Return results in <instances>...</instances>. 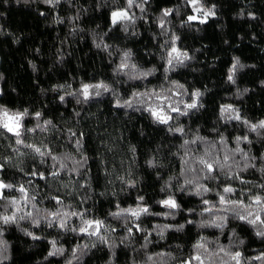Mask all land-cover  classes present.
Listing matches in <instances>:
<instances>
[{
    "label": "trees",
    "instance_id": "obj_1",
    "mask_svg": "<svg viewBox=\"0 0 264 264\" xmlns=\"http://www.w3.org/2000/svg\"><path fill=\"white\" fill-rule=\"evenodd\" d=\"M203 2L208 7L215 5L216 10V15L203 24L198 21H196L198 23L184 24L186 19H176V13L181 11V6L172 3L167 6L173 9V15L167 17L168 22L172 23V28L168 23L167 30L174 31L175 35L180 37L178 42L186 45L188 53V50L192 52L196 49L198 44L203 45L202 48L206 47L207 31H211L214 21L218 18L222 19L223 12H220L219 1L217 4L209 0H203ZM125 3L126 0H61L59 5L53 7L43 3L42 0H28L27 3L24 0H19V2L18 0H0V74L3 75V79L0 80V92L3 93L0 99L12 108H19L18 111L28 109L30 113L40 111L43 114L40 121L32 115L25 118L26 121L31 122L26 128H34L38 122L42 124L43 120L52 121V126H48L47 132L42 133L37 128L32 133L26 132L25 137L37 135L40 139L51 138L54 144H60L61 148L59 147L58 151L53 154L61 160L64 159L65 154L81 161L84 157L88 158L83 167L75 166L79 167V172L71 171L74 167L71 160H65L68 167L60 170L52 167L53 160L51 159L50 162L43 164L44 170L39 167V164L37 167L36 162H39V157L34 160L26 158L23 166L28 173L27 176L9 167H4L2 175L6 172L8 180H4L14 184L18 181L21 183L31 181L30 186L35 187L39 192L35 200L38 207L52 209L54 201L48 197L59 196L64 201L65 210L85 212L87 217L104 220L110 229H114V231L107 230L104 234L110 236L109 243L112 238L116 239L115 264H132L133 259H145L143 250L137 251V249L146 240L152 241L147 249L150 255L155 256L157 252H172L182 261H186L196 254L194 245L202 237H207L209 240L219 237L220 243L225 246L231 244V240L227 237L226 227L223 235L220 229L199 227L200 219L212 218L215 214L204 213L201 217L200 213L206 206L202 203L200 196L190 194L194 191V186L184 192L179 191L178 186L182 185L184 180V176L180 173L185 172L182 159L185 149L180 145L185 139L190 140L189 129H193L195 125L203 123L208 117L217 113L221 95L240 86L254 69L250 66H255V64L247 60L248 56L245 54L254 50L253 47L264 37V17L261 16V14L264 16V0L263 4L256 3L257 13L252 18L254 28L251 32L255 31V35L252 36L254 41H248V47L241 50L242 53L231 57L230 67L234 62V57H238L245 65L236 74V84L227 81V69L217 84L218 86L212 90H200L204 93L201 97L203 108L190 110L187 116L177 113L178 115H174L177 118L170 121L169 125L158 123L146 110L145 105L134 103L132 108L116 107L117 98L123 103L124 100H131L132 94L136 92L151 93L161 92L160 89L166 90L174 76L189 69L188 64L182 69L175 67L174 70L166 71L168 65L163 57L166 55L167 46L164 44V30L158 26V18L163 11H160V0H148L144 5L143 13L139 8L134 7L132 12L135 13L137 19L127 31L120 24L113 27L110 15L111 11L124 7ZM192 13V15L195 14ZM61 20L62 23L58 22ZM201 38H204L205 43L200 40ZM101 42L109 46L107 50L103 46L96 47V44ZM81 50H84V53L79 54ZM126 51L132 53L129 63L136 64L140 71L153 69L155 71L141 79H130L129 73L132 72L130 68L118 71V66ZM78 63L81 64L82 69L89 72L90 76H93L92 78L96 79L94 83L103 81L111 86L112 91L103 92L101 90L100 96L93 95L85 101L75 92V85L80 78L75 69ZM33 64L35 70L32 68ZM58 85H65V88L59 89ZM69 92L76 93V95H68ZM60 96H64L65 99L61 101ZM77 100L82 102L86 108L88 106L93 109L95 106L99 108L97 115L101 114V117L97 119L98 123L94 126L96 129L91 135L66 124L63 120L66 108ZM247 103L251 108H255V112L239 110L243 119L251 123L264 120V84H259ZM53 109V114L48 115L47 113ZM257 112L260 118L255 122L251 114ZM178 126H183L185 129L183 135L168 130L170 127ZM217 130L215 134L206 139L209 143H217V152L221 156L223 155L221 151L223 146L219 144L221 135L227 138L230 149L236 147L235 137L247 136L252 141L251 145L243 141L240 144L245 152H249L250 149V155L259 158L261 152L264 151V139H258L256 133L251 132L248 126L240 121L226 122L223 119ZM7 132L6 129L0 128V133H2L0 134V140H2L0 155H10L3 139L5 134H8ZM71 132L77 135L73 137ZM77 139L81 140L82 147L88 146L92 141L96 148L103 150V153L94 156L92 152L87 150L85 153L84 150V155H82L79 151L81 149L75 143ZM205 146V142L198 144L196 151L189 155L203 154ZM132 148H135V152L131 150ZM153 158L157 164L154 168L147 163ZM236 159L241 160L242 167L241 155L237 154ZM260 163L261 161L257 159L258 167ZM33 170L37 173L43 172L48 179L42 180L39 175L32 176ZM53 170H60V177L53 179L51 176ZM217 172L219 173V169ZM237 173L239 176L235 179L226 178L223 173H220L215 181H201L215 189L208 193L206 198L218 201L216 191H222V187L229 184L233 186L232 181L229 180L261 177L259 172L251 168ZM185 175L191 177V173L185 172ZM169 177L178 179L169 180ZM133 180L136 182L135 188L126 183V181ZM165 181H169L172 187L168 191L161 192L160 189L165 187ZM54 185H67L70 191L67 194L51 193L49 189L55 188ZM76 185H81L79 193H75L78 190L75 191L74 186ZM234 188L238 192V189ZM169 192L175 194L177 202L181 205L176 218L142 216L138 223L151 235L146 237L144 231H136L134 228L135 235L130 237V241L121 243L119 237L128 235V232L124 218L116 219L110 215L111 212L118 211L116 205L119 204L120 207L125 208L135 207L140 203L137 197L143 196V203L150 208L151 212L163 213L169 209L156 204L155 201L165 199ZM9 195L18 198L19 192L13 190ZM236 196L233 195V198L235 199ZM188 209L195 211L189 212ZM12 211L15 209L10 208L9 212ZM29 211L35 212L31 205H25L24 212ZM189 220L193 223H187ZM70 223L75 227L80 224V220L78 217H73ZM182 223L185 224L182 231H177L175 228L168 229L165 239L160 240L157 235L158 230H156L157 224L179 225ZM21 226L28 227L41 239L33 240L24 235L16 225H5L4 239L9 242L8 255L11 259L4 261V264H36L37 260L41 264H64L71 250L77 244L83 243H95L96 246L86 250L85 256L82 257V264H106L112 256V249L107 244L100 243L96 236L88 237L78 232L64 233L62 230L58 231V227H47V221H43L40 228L31 227L28 221H21ZM61 235L63 238L59 240V245L67 249L64 256L49 257L45 260L44 258L50 251L49 241ZM176 245H181V248H177ZM209 248H215V245H209ZM17 253L21 258L19 261L15 259ZM257 262L254 261L253 264H258ZM171 264H176V261H171Z\"/></svg>",
    "mask_w": 264,
    "mask_h": 264
},
{
    "label": "snow or ice",
    "instance_id": "obj_2",
    "mask_svg": "<svg viewBox=\"0 0 264 264\" xmlns=\"http://www.w3.org/2000/svg\"><path fill=\"white\" fill-rule=\"evenodd\" d=\"M61 0H46V4L51 5L53 7L59 5ZM148 2V0H126L125 6L121 8H117L113 11H111V23L113 27L120 24L123 26L124 30L127 31L128 27L130 25H134L136 22L137 17L135 16V13L132 12V9L139 8L140 12L143 13L145 11L144 5ZM187 5H189L192 9V11L195 13V15H188L187 19L184 21V24H191L192 22L198 21L199 23H207L208 19L211 17H214L216 15L215 12V5H212L211 7H208L204 4L203 0H186ZM173 15V9L166 8L162 11L161 16L158 18V26L164 30V35H167V24L169 23L167 20V17ZM78 19V17H76ZM58 22H63L58 21ZM180 40L179 36L173 35L170 37V41H165V44L170 43V47L166 51V55L163 57V59L166 60V63L168 65V68L166 71L174 70L176 66L184 65L186 61H189L193 59L192 56L189 55V53L182 48L177 46V42ZM107 50L109 47L107 44L97 43L96 47L100 48L102 47ZM132 53L131 51H126L123 54V59L121 60L120 65L118 66V71L125 70V69H132V72L129 73L130 79H141L145 78L149 75H151L155 69L151 71H140L137 68V65L134 63H129L131 60ZM245 67L244 64L241 63L240 59L238 57H234V62L232 63L231 67L228 69L227 74V81L236 84V74L238 70L243 69ZM254 67V65L250 66ZM264 84V81L261 82ZM173 88L166 89V93H173L175 95H183L184 92L187 90L185 89L183 84H180L179 82L173 81ZM59 89H64L65 85H58ZM101 90L103 92H111L112 88L109 84L101 81L99 83L95 84H88V83H82L81 88L78 90L79 95L83 97L85 101L92 98L93 95L100 96ZM180 90H183L180 91ZM249 91L248 89H244V92L246 93ZM239 92V90L237 91ZM3 93L0 92V95ZM115 95V93H113ZM68 95H76V93L69 92ZM204 95L203 92L200 90H195L194 92L190 93V102L185 103V108L188 110H194L202 108L204 105L201 102V97ZM155 98V100L159 101L163 99L166 103L167 110L165 108L164 104L160 103H153L149 105L146 110L155 118V120L164 125H169L170 121L173 119H176L177 117H173L169 114L170 112L178 113L180 115L187 116L189 113L188 111H182L180 107L177 106L178 103L176 101H172L169 103V101L172 100V97L170 95H165L161 92H136L132 94L131 100H124L123 103L120 102L119 98L116 100V107L117 108H132L134 103L145 105L148 104V101L152 98ZM65 99L64 96H60V100L63 101ZM182 102V101H181ZM30 115L34 116V118L37 121H40L42 119L43 114L40 111H36L35 113H30L28 109H24L22 111H15L12 112L7 107L0 105V128L6 129L8 132H11L15 137V142L17 144H20L22 146L25 145V140L21 139V137L24 136L26 132H34L36 131L38 125H36L34 128H26L24 125L25 118L29 117ZM220 117L223 118L226 122L227 121H240L243 124L247 125L249 130L251 132H257L258 130L262 133H264V120H261L257 123H251L250 121L243 119V117L240 114L239 109H237L232 104H223L220 106ZM42 125L45 129H48V126H52L51 120H43V123H39ZM169 131H174L175 133H179L183 135L185 133V129L181 127H170L168 129ZM2 134V133H0ZM77 134L75 132H71V136L75 137ZM82 135V134H81ZM239 140L240 144L241 142H247L251 143V141L248 139L247 136L242 137H235V143ZM197 142H205V148L203 150V154L201 155H195L190 156L189 153L192 152L190 145H195ZM77 146L79 148H82V143L80 139H77L75 141ZM219 144L223 146L221 151L223 152V155H219L218 152L215 154L214 160H209L207 157L212 155V149H217V143L216 142H207L205 137H202L200 135H196L194 139L188 140L185 139L183 143L181 144V148L185 149L184 151V157L183 163L185 165V169L187 173H193L195 176H187L185 175V172L180 173L181 176H184L183 184L179 185V191L184 192L191 188V186H194V191L190 192V194H194L196 196H200L202 198V203L206 206L200 214L204 215V213H209L210 215L215 214L212 216L211 220L205 227H214L217 229H223L226 227L229 217L227 215H224L223 213H232L234 217L240 221L246 222L248 225H250L256 232L257 236H261L264 238V231L261 230L259 226H264V194H255L253 193L250 198H246L248 202L245 200H240L238 198H233V195H237L236 189L231 186L230 184L227 186L222 187V191H216V196L218 197V201L210 200L207 197L208 193L213 192V188L209 187L205 183H201V181H215L218 179V176L220 173H223V175L228 178V169L231 168L230 161L232 160V156L228 153H235L237 154H244L245 150L237 146L234 149H230L228 147V140L223 135L220 136ZM225 145H227V148L225 149ZM28 148H30L35 154L42 157L41 163H46L45 157H51L53 161H56L54 169H66L68 165L64 162L65 160H71L74 167L71 169L73 172H79L78 166H84L85 161H87V157H84L83 161L75 159L74 157L66 154L64 156V159L61 160L60 157L53 154V150L48 147L47 145L45 147L37 146L36 144L27 145ZM133 152L135 151L134 148L131 149ZM195 157V159H193ZM150 166L155 167L153 161L147 162ZM197 165H199V169L197 168ZM5 165L3 162H0V171L4 169ZM254 167V166H253ZM217 169H219V173L217 172ZM60 170H53L51 172V176L53 179H56L60 177L61 171ZM264 171V170H262ZM32 176L39 175L40 179L47 180L48 177L43 173H31ZM202 176V178H201ZM232 176L234 178L239 176V173L234 172L232 173ZM175 179H178L175 177ZM242 183H246V181L241 180ZM29 183H32L29 181ZM130 187L135 188L136 182L133 181H126ZM90 187V185H88ZM172 185L168 182L165 184V187H163V191H168L169 188H171ZM261 190H264V183L259 185ZM15 190L21 194V196L13 197L9 200V203L14 205L13 207L15 211L10 212L9 215L6 216H0V225H15L18 219L17 213L20 212V210L25 205H29V200L31 198V193L29 188L25 187L23 184L20 185H9L2 176H0V202L4 201L5 199H8L10 197V193ZM101 195H104V193H101ZM51 201H54V207L52 209H45L47 212V226L48 227H58L62 231L67 232H78L81 235H86L88 237L96 236L98 237V240L100 243L107 244L108 247L111 249L112 245L109 243L108 236L105 235V231L111 230L114 231V229H110V226L106 225L104 220L101 219H89L87 218L85 212H79V211H70L65 210L66 206L64 205V201L59 196H51L49 197ZM137 199L140 201V203L136 204L135 207H120L119 204L116 205L118 211L111 212L110 215H112L116 219L124 218V221H126V231L128 232L129 236H134V228L136 231H144L146 237L150 236L151 233L145 231V229L142 228L141 224L138 223L141 220L142 216H148L151 215L150 208L148 206H145L143 201V196H138ZM159 205L169 209V211L164 212L165 217L174 216L177 212L181 210V205L177 202V199L175 197V194L172 192H169L168 196L165 199H161L159 202ZM35 207H38V205L35 203ZM189 212H194V209H188ZM27 215L29 217H32L34 213L32 211L27 212ZM73 217H78L80 220V224L78 226H72L70 221ZM19 218H23L22 216ZM39 223V221H37ZM187 223L191 224L193 221L189 220ZM158 232L157 235L160 238L165 237L166 230L175 228L177 231H180L184 228V225H158ZM26 235L31 237L33 240H40L41 237L35 235L33 232H27ZM206 237H202L201 240L194 245L195 249H204L205 251H211L209 246L205 244ZM50 244V251L47 254V258L49 257H55V256H64L66 250L59 245L57 240H51L49 241ZM92 247H95V243L91 245ZM10 245L6 240H0V264H4V261H6V256L8 253ZM87 245L81 249L80 244H77L75 248L71 250L72 254V260L70 264H79L80 258L83 254H86ZM224 254L227 255V251L224 248H220L219 252L216 253V255ZM240 252H236L235 255L232 257L235 261V264H242L241 260L239 259L241 257ZM149 259H153V257H149ZM256 261L264 260V250L260 252L255 257ZM193 261H196L197 264H205V257L202 256L198 251L195 255L191 256L188 260L184 261L183 264H193ZM208 264H212L211 257L208 259Z\"/></svg>",
    "mask_w": 264,
    "mask_h": 264
},
{
    "label": "rangeland",
    "instance_id": "obj_3",
    "mask_svg": "<svg viewBox=\"0 0 264 264\" xmlns=\"http://www.w3.org/2000/svg\"><path fill=\"white\" fill-rule=\"evenodd\" d=\"M182 1V2H181ZM210 2H217L219 1L220 6V12L222 13L221 18H218L216 21H214L213 26L211 28V31H207L205 35V39H207V46L202 48L203 45L198 44L197 48L194 49L192 52L189 51V55L193 57L192 60L186 61L184 65L176 66L177 69H182L185 67V65H188L189 69L185 71L182 74H178L174 76V78L171 80L169 88H173V81L179 82L180 84H183L187 92H184L183 95H175L173 93H166L165 90L160 89L161 93L165 95H170L172 97V100L169 101H176L180 102L177 104L178 107L181 108L182 111H190L185 108V103L190 102V93L194 92L195 90H212L219 83L221 77H223V73L229 69L231 64V57L235 54L242 53L241 50L248 47V41H254V38L252 37L255 35V31L251 32V29L254 28V21L252 18L256 15V3L257 4H263V0H209ZM172 4H179L182 8L181 11L179 10V15L176 13V19L185 20L187 19L186 16L192 15L193 11L190 8L189 5H187L186 1L183 2V0H174L173 2L171 0H160V7L161 10H164L167 8L168 5ZM221 7V8H220ZM218 9V7H216ZM159 11V12H160ZM216 12V10H215ZM184 13L186 15H184ZM243 13V16L240 14ZM261 14V13H260ZM195 15V14H194ZM262 17H264L261 14ZM192 23H198V22H192ZM170 28H172V23L169 22ZM193 26H196L193 24ZM168 35V36H167ZM167 35H164V44L165 41H170V37L175 35L174 31H167ZM167 36V37H166ZM204 38H201L200 40L203 42ZM205 43V42H203ZM167 47L165 48V54L168 48L170 47L169 44H165ZM177 46L182 48L186 51L187 47L186 45L179 44L177 42ZM254 50H251L249 54H245L248 56L247 60H251L255 64L254 69L249 73L248 77L244 80V82L233 89L232 91L226 92L221 95V99H219V106L217 109V113H214L212 116L208 117L203 123L198 124L197 126L192 129L188 130V137L190 140L194 139L196 135H200L202 137H209L210 135L215 134L218 130L219 125L223 122V118L220 117V106L223 104H232L237 109L243 111V112H255V108H251V106L247 103V100L250 98L252 92L258 88L259 84L264 80V37L261 38L257 44L253 47ZM84 53V50H81L79 54ZM244 54V53H243ZM0 63H1V57H0ZM79 65V66H78ZM81 64H77L78 75H80V78L77 80V84L75 85V92L79 94V89L81 88L82 83H88L92 84L96 81L95 78H92L93 76H90L89 72H86V70L82 69L80 67ZM87 77V78H86ZM11 80V79H10ZM26 81V80H25ZM26 84V82H25ZM95 84V83H94ZM27 89V88H26ZM244 89H248L246 93H244L242 98H239L237 96V91L244 92ZM183 92V90H180ZM212 94H210V97ZM2 95H0L1 98ZM213 99V98H212ZM182 101V102H181ZM208 101V98H207ZM153 103H160L164 104L165 108L167 110L166 103L163 99L157 101L153 97L151 100L148 101V104H145L146 107ZM0 105H3L10 109L12 112L18 111L19 108H12L8 106L7 104H4L2 100L0 99ZM88 108V110H87ZM85 107V105L80 102H74L69 105L68 108H66L64 116L65 119L64 122L71 126H75L76 129H80L81 131H86L90 135L95 131L96 128L94 126L98 123V118L101 117L100 115H97V112L99 111V108L95 106V109ZM21 109V108H20ZM53 111L48 112L47 114H53ZM86 112H89V114H86ZM85 113V114H84ZM169 114L174 117V112H170ZM259 112L256 114H251L254 118L255 122L260 118V115H258ZM178 115V114H177ZM180 115V114H179ZM30 121L24 120L25 127L30 125ZM7 131V130H6ZM8 134H5L4 141L7 144L8 151L10 152V155L13 153L12 149L16 147L15 140L16 137L11 133L7 132ZM89 135V136H90ZM32 138L36 141V145L40 146V141H43L44 144H46L48 147H50L53 152H57L58 148L60 147V144H54L52 142V139H40L39 136L35 135H28L25 137ZM207 140V139H206ZM2 143V140H0V144ZM203 142H197L195 145H191L192 152L196 151V148L199 145H201ZM11 145V147H9ZM61 148V147H60ZM83 148V149H82ZM80 148V153L84 155L88 150V152H92L95 155H100L103 153V150L101 148H96L94 143L92 141L89 142V145L86 147ZM22 151H28L27 149H23L21 146ZM7 151V152H8ZM191 152V153H192ZM7 155V154H4ZM26 159V158H25ZM46 162H50V157H45ZM37 167L39 164V167L41 169H44V165L40 164L38 161ZM34 166V164H33ZM8 168L7 166H5ZM10 169V168H9ZM8 169V170H9ZM45 170V169H44ZM6 171V170H5ZM4 170L0 171V176L3 177V179H7V174L5 172V175H2ZM6 178H5V177ZM67 178V177H66ZM8 180V179H7ZM241 180L246 181V183H242ZM232 181V185L238 189V196L236 198L240 200H245L248 202L246 198H250L253 193L255 194H264V190L258 189L254 187V184H262L264 183V178L262 177H256V178H240L237 180H229ZM55 188L49 189L51 193L55 194H62V193H68L70 191V187L65 185H54ZM75 187V193H79V189L81 188V185H76ZM74 191V190H72ZM224 215H227L229 217L228 223L226 225V234L227 237H231V229L236 228L237 232L240 235V238H247L248 243L244 246V255L246 257H251L257 254V252H254L253 249H258L259 251L264 250V241L258 240L254 236V229L248 225L244 221H240L234 217L232 213H223ZM89 219H92L91 217H87ZM16 261H19L21 258L19 257L18 253L16 256ZM259 264V262H257Z\"/></svg>",
    "mask_w": 264,
    "mask_h": 264
},
{
    "label": "clouds",
    "instance_id": "obj_4",
    "mask_svg": "<svg viewBox=\"0 0 264 264\" xmlns=\"http://www.w3.org/2000/svg\"><path fill=\"white\" fill-rule=\"evenodd\" d=\"M19 2V0H18ZM25 3L28 2V0H24ZM43 3L46 4V0H42ZM179 15V12L177 13ZM241 16H243V13L240 14ZM33 70H35V65H32ZM3 79V75L0 74V80ZM245 92H237V96L239 98H242ZM77 103H80L79 100H77ZM204 107V106H203ZM202 107V108H203ZM38 125L37 128L40 129V131L43 132H47L48 129H45L42 125L39 124V122L36 124ZM183 128V126H178ZM27 133H32V132H27ZM256 133V136L258 139H264V133L260 132L259 130ZM239 137V136H237ZM21 139L25 140V145L22 146L20 144H17L15 142L16 147H14L12 149L13 154L12 155H0V162H3V164L9 168H15L17 171L24 173L25 176L28 175V173L25 171V167L24 162H25V158H30V159H36L37 157H39V163L40 164H45V163H41V160L43 159L42 157L38 156L37 154H35L30 148L27 147V145H32V144H36V141L32 138H25V136L21 137ZM237 146L239 147L240 145V141L237 140L236 141ZM252 143V141H251ZM251 143H249V145H251ZM21 146L23 147V149H27L28 151H22L21 150ZM40 146L41 147H45L46 144L43 143V141H40ZM9 147H11V145H9ZM181 147V145H180ZM225 149L227 148V145L224 146ZM135 149V148H134ZM135 152V151H134ZM217 152V149L213 148L212 149V155L208 156L207 158L209 160H214L215 159V154ZM229 155H231L233 158L230 161L231 164V168L228 169V178L229 179H235L232 176V173L234 172H240V171H247L250 168L251 169H255L257 172H259L261 174V177L264 178V151L261 152V155L259 158H257L256 156L250 155V149L249 152H245L244 154H241V158L243 161V166L241 167V160H237L236 159V154L235 153H228ZM66 155V154H65ZM195 159V157L193 158ZM259 159L261 161L260 166L258 167L256 164V160ZM148 161H153L155 167L157 166L155 159H149ZM147 161V162H148ZM87 161H85L86 163ZM56 161H53V165L52 167L55 166ZM150 166V165H149ZM254 166V167H253ZM82 167V166H81ZM153 167V166H150ZM154 168V167H153ZM197 168L199 169V165H197ZM186 171V169H185ZM33 173H35V170H33ZM43 174V172H41ZM191 176H195V174L191 173ZM159 178V176L157 177ZM202 178V176H201ZM175 179V177H169V180H173ZM210 181H211V177H210ZM169 181H165L164 183H168ZM7 183L9 185L14 184L11 181H7ZM23 184L25 187L29 188L31 195V198L29 200V205L32 206V208L35 210L34 215L32 217H29L27 215V213L24 212V209L22 208L20 210L19 213H17L18 219L16 222V226L17 229L23 233L24 235H26L27 232H33L31 230H29L28 227H22L21 226V221H28L30 222V226L31 227H35V228H40L41 223L43 221H47V212L45 211L46 208L43 207H35V200L36 197L39 195V192H37L35 187H31V183L26 182V183H21V182H17L15 185H20ZM260 184H254L253 186L260 189L259 187ZM65 187H67V185H65ZM163 187L160 189L161 192H164ZM215 191V189H213ZM19 196H21V194L19 193ZM51 197V196H50ZM13 196H10L8 199H5L4 201L0 202V216H6L9 215V209L15 207L14 205L9 203V200L12 199ZM49 198V197H48ZM160 199H157L155 201L156 204H159ZM164 213V212H163ZM163 213H154L152 212L151 215H155V216H164ZM176 215H178V212L174 215V216H169L172 219L176 218ZM201 217H203L202 214H200ZM23 217L22 219L19 217ZM211 220V217L208 219H200L198 221V225L200 228H205V225H207L209 223V221ZM37 221H39V223H37ZM125 225H126V221H124ZM160 224L156 225V230H158L157 226ZM182 225H184L185 228V224L182 223ZM5 225H0V240H5L4 239V235H5V229H4ZM8 226H11V224H9ZM162 226V225H161ZM48 227V226H47ZM261 228L262 231H264V226H259ZM52 228V227H49ZM183 228V229H184ZM182 229V230H183ZM224 229H221V235H223ZM180 230V231H182ZM58 231H60V229L58 228ZM145 231H147V229L145 228ZM64 233H66L67 231H63ZM28 236V235H26ZM254 236L261 241H264V238H262L261 236H257L256 232L254 231ZM29 237V236H28ZM63 236L61 235L59 238H52L51 240H57L59 243V240L62 239ZM108 239H110V236H108ZM164 238H160V240H164ZM119 240L121 243H125L130 241V236L125 235L123 237H119ZM231 244H229L228 246L222 245L220 243V238L217 237L215 240H209L207 237L205 239V244L209 245H215V248H211V251H205L204 249H195V251L199 252L202 256L205 257V264H208V259L209 257H211V262L212 264H235V261L233 260V256L235 255L236 252H240L242 255L239 258L242 262V264H253L255 260V257L260 254L261 251H259L258 249H253L254 252H257L256 255L251 256V257H246L244 255V246L248 243L247 238H240L239 233L237 232L236 228H232L231 229ZM7 241V240H6ZM8 242V241H7ZM152 243V241L150 240H146L142 245H140V247L137 249V251H141L143 250V254L145 256V259L142 260H136L133 259L132 264H171V261H176V264H183L184 261H182L178 255L173 254L172 252H157L155 254V256L150 255L147 252V249L149 247V245ZM9 244V242H8ZM93 244V243H92ZM92 244L90 243H83L80 244L81 249L83 250V248L87 245V249H90L92 246ZM111 249H112V256L111 258L106 262V264H115V249L117 247V243H116V239L112 238L111 239ZM63 247V246H62ZM177 248H181V245H176ZM66 251L67 249L65 247H63ZM220 248H224L227 251V255L224 254H220V255H216L217 252H219ZM235 249V250H233ZM85 254H83L80 258V264H82V257H84ZM149 257H153V259H149ZM47 256L44 258L46 260ZM167 258V259H166ZM11 257L10 255L6 256V260H10ZM72 260V254L70 253V256L68 258L65 259L64 264H70ZM259 264H264V260L258 261ZM36 264H41V262L39 260L36 261ZM193 264H197L196 261H193Z\"/></svg>",
    "mask_w": 264,
    "mask_h": 264
}]
</instances>
